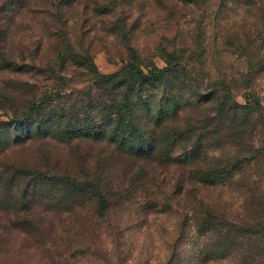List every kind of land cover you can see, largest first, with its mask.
<instances>
[{
  "label": "rangeland",
  "instance_id": "1",
  "mask_svg": "<svg viewBox=\"0 0 264 264\" xmlns=\"http://www.w3.org/2000/svg\"><path fill=\"white\" fill-rule=\"evenodd\" d=\"M160 47L182 50L191 100L226 88L241 104L259 96L244 179L195 182L178 145L173 161L150 162L138 157L145 148L119 145L116 122L105 127L127 62L163 66ZM119 69L116 81H101ZM45 95L42 110L13 125ZM214 104L173 122L212 114ZM52 117L71 124L14 141ZM208 208L257 234L227 242L219 230L218 249L195 261L191 218ZM0 264H264V0H0Z\"/></svg>",
  "mask_w": 264,
  "mask_h": 264
},
{
  "label": "trees",
  "instance_id": "2",
  "mask_svg": "<svg viewBox=\"0 0 264 264\" xmlns=\"http://www.w3.org/2000/svg\"><path fill=\"white\" fill-rule=\"evenodd\" d=\"M158 51L164 60L163 66L155 64L142 66L136 60L127 62V79L120 81L122 101L115 111L116 120L107 122L105 127L112 128L113 123L116 122V130L121 132L122 139L119 145L128 151L136 149L141 152L145 148L144 155L138 157L150 159V162L173 161L172 151L178 145L182 151L181 162L191 166L190 177L195 182L215 185L244 179L250 162L242 150L247 151L252 147L245 146L249 142L244 141V136L250 135L251 131L255 130L257 118L260 122L263 118V106L259 96L253 93L251 100L241 104L225 87L224 90L209 92L208 95L196 101L191 100L194 89L185 83L190 79L189 75L184 74L183 71L188 66L186 59L184 61L182 50L176 52L160 47ZM121 73L122 70L119 69L99 75L103 83H112L120 77ZM153 82L157 83L152 87L146 86ZM184 86L183 93L181 91ZM47 99L46 95L38 98L37 103H33L11 121L13 125L42 110ZM209 102L215 103L212 114L207 112L206 116H202L197 115L195 111L196 115H193V118L189 116L182 125L173 122L179 114L197 110ZM52 118L48 123L29 127L23 136L14 138V141H19L18 138H21L20 140L26 142L44 136L48 132L62 131L59 130L62 123L71 124L69 120L63 121L61 117ZM69 130V127L65 130L64 135L67 137L63 138H69ZM223 137H229V144L233 145L234 151L230 155L228 151H225L226 140ZM165 148H168V151L162 152ZM60 178L71 182L70 184L76 182L69 176ZM87 185L89 191L96 190L93 184L84 183V187ZM96 192L97 190L94 193ZM96 195L99 198V206L102 209L106 208L108 203L104 193L100 191ZM213 211L214 208L204 209V214L194 215L191 218L195 232L192 252L195 261H203L206 250L212 253L218 249L221 242L216 241L215 235L222 233L219 230L224 231L221 236L227 242L231 240V237L249 239L250 235L257 234L251 233L250 230L253 228L245 225L244 222L232 228L227 217L219 218ZM233 231L237 234L232 233Z\"/></svg>",
  "mask_w": 264,
  "mask_h": 264
}]
</instances>
